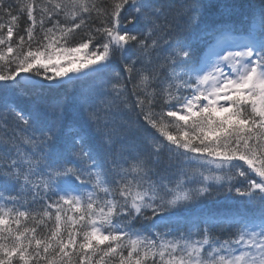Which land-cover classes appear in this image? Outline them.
<instances>
[{
    "label": "snow or ice",
    "instance_id": "6c2138e0",
    "mask_svg": "<svg viewBox=\"0 0 264 264\" xmlns=\"http://www.w3.org/2000/svg\"><path fill=\"white\" fill-rule=\"evenodd\" d=\"M248 7L0 0V264H264V0ZM82 78L99 84L70 108L42 98Z\"/></svg>",
    "mask_w": 264,
    "mask_h": 264
},
{
    "label": "trees",
    "instance_id": "16d2710c",
    "mask_svg": "<svg viewBox=\"0 0 264 264\" xmlns=\"http://www.w3.org/2000/svg\"><path fill=\"white\" fill-rule=\"evenodd\" d=\"M181 2V0H172V3H174L175 5H179ZM238 3H242L244 5V11L247 12L249 11V5L250 4H258L259 0H238ZM186 19V18H185ZM237 19H240V17H237ZM184 19H181L178 21V23L183 26L184 25ZM22 26H23V21L21 22ZM198 28V24L195 18H193L192 22H191V29L192 31H195ZM83 33H77V38H79L80 35H82ZM114 68L116 70H121L122 69V63L119 59L114 61ZM43 99H45V96H42ZM19 99L20 102H18L17 104L20 105L21 107H27L33 99H35V96H16L15 100ZM27 101V102H26ZM73 101V100H70ZM24 103V104H23ZM73 104V103H71ZM9 124L12 125L14 124V121L10 118L9 119ZM43 202H40L39 204H30L29 206L32 208H37L40 207V204H42ZM54 226V217H53V221L50 223L49 227ZM136 227L139 228L140 227V223L137 222Z\"/></svg>",
    "mask_w": 264,
    "mask_h": 264
},
{
    "label": "rangeland",
    "instance_id": "374dc122",
    "mask_svg": "<svg viewBox=\"0 0 264 264\" xmlns=\"http://www.w3.org/2000/svg\"><path fill=\"white\" fill-rule=\"evenodd\" d=\"M97 87V86H96Z\"/></svg>",
    "mask_w": 264,
    "mask_h": 264
}]
</instances>
